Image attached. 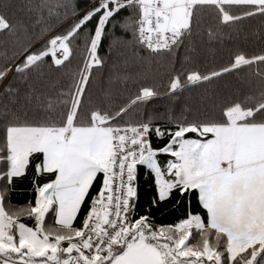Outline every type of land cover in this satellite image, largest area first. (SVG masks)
I'll return each mask as SVG.
<instances>
[{"label":"snow or ice","instance_id":"1","mask_svg":"<svg viewBox=\"0 0 264 264\" xmlns=\"http://www.w3.org/2000/svg\"><path fill=\"white\" fill-rule=\"evenodd\" d=\"M205 9L223 24L264 18V0H0V264H264V54H236L206 73L174 70L170 99L218 85L192 118L133 120L161 95L154 85L116 107L91 98L101 52L131 43L174 57ZM53 29L60 34L48 38ZM76 40L82 60L72 71ZM242 67L258 89L226 94L220 83ZM141 178L153 186L146 204ZM24 179L33 198L17 206L11 194ZM177 194L185 215L157 222L154 210ZM48 215L59 227L46 226ZM193 230L201 240L190 243Z\"/></svg>","mask_w":264,"mask_h":264},{"label":"trees","instance_id":"2","mask_svg":"<svg viewBox=\"0 0 264 264\" xmlns=\"http://www.w3.org/2000/svg\"><path fill=\"white\" fill-rule=\"evenodd\" d=\"M22 3V0H19ZM89 0H76L81 7L85 6ZM17 17L27 21V13L24 10L13 9ZM234 14H239L242 9L234 7L231 9ZM216 33L215 39H209L208 31ZM55 34H60L57 29L48 33V38ZM79 46V47H78ZM74 52L70 57L72 64L70 70L75 71L81 64L82 44L76 40L72 45ZM194 49V51L192 50ZM236 54H244L246 57L264 54V18L255 16L242 19L231 24H223L216 19L215 14L205 9L201 13V24L194 33L192 41L187 46H181L174 57H150L140 46L118 44L111 56L106 52H101L106 58V66L101 72H94L90 78L92 87L90 89L91 98L95 102L101 100L111 107L119 105L127 95L136 92L141 84L154 85L161 93L160 96L150 99L144 107L132 113V119H147L150 115L156 118V122H163L161 118L166 116L192 118L196 111L203 107L202 97L211 93L218 85L208 87L189 86L177 99H170L166 95L167 83L174 70L184 73L196 71L206 73L212 69L228 64ZM48 63L52 61V55L45 57ZM67 63V61L65 62ZM47 69V64L45 65ZM54 81L64 83L67 79L64 73H51ZM127 76V79L122 77ZM111 80V85L109 81ZM226 94L243 96L246 93L255 91L259 87V82L252 75L250 69L241 68L228 75L219 87H224ZM6 97L0 98V103ZM91 107L92 105H88ZM163 160L164 158L161 157ZM30 174V173H29ZM18 191L11 194V203L17 206L25 205L33 198L31 192V182L29 179L21 180L17 184ZM153 186L144 178L140 181L141 204L146 202L153 195ZM177 201H179L177 203ZM187 209L186 198L178 194L171 202L161 205L154 210L157 222L175 223L182 218ZM192 209H196L193 202ZM29 225L32 221L28 218H21ZM46 226L59 227L55 224L54 217L48 215L45 218ZM199 234L193 231V236L189 242L195 240ZM209 244L214 243V237L208 236ZM223 241H221L222 243Z\"/></svg>","mask_w":264,"mask_h":264},{"label":"rangeland","instance_id":"3","mask_svg":"<svg viewBox=\"0 0 264 264\" xmlns=\"http://www.w3.org/2000/svg\"><path fill=\"white\" fill-rule=\"evenodd\" d=\"M60 54H61L60 51H57V52H56V56H57V57H59ZM193 231H195V230H193ZM192 236H193V232H192V235H191L190 238H189V241L191 240ZM195 240H201V237H200V236L195 237ZM189 241H188V242H189ZM192 242H194V241H192ZM190 243H191V242H190Z\"/></svg>","mask_w":264,"mask_h":264},{"label":"crops","instance_id":"4","mask_svg":"<svg viewBox=\"0 0 264 264\" xmlns=\"http://www.w3.org/2000/svg\"><path fill=\"white\" fill-rule=\"evenodd\" d=\"M47 217V216H46Z\"/></svg>","mask_w":264,"mask_h":264}]
</instances>
